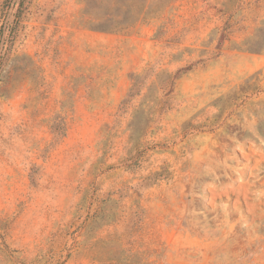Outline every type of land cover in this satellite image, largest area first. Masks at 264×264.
Returning <instances> with one entry per match:
<instances>
[{
    "label": "rangeland",
    "instance_id": "rangeland-1",
    "mask_svg": "<svg viewBox=\"0 0 264 264\" xmlns=\"http://www.w3.org/2000/svg\"><path fill=\"white\" fill-rule=\"evenodd\" d=\"M0 0V264H264V0Z\"/></svg>",
    "mask_w": 264,
    "mask_h": 264
},
{
    "label": "trees",
    "instance_id": "trees-1",
    "mask_svg": "<svg viewBox=\"0 0 264 264\" xmlns=\"http://www.w3.org/2000/svg\"><path fill=\"white\" fill-rule=\"evenodd\" d=\"M148 0H133L131 2H120L117 4L116 11L107 14L105 23L98 29L110 31L126 28L132 25L141 15L147 13ZM164 3L167 0H158Z\"/></svg>",
    "mask_w": 264,
    "mask_h": 264
}]
</instances>
